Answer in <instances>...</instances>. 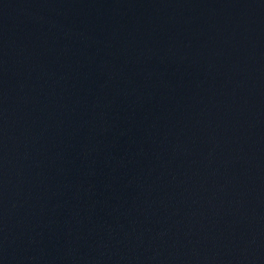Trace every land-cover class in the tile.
<instances>
[{"label":"water","instance_id":"obj_1","mask_svg":"<svg viewBox=\"0 0 264 264\" xmlns=\"http://www.w3.org/2000/svg\"><path fill=\"white\" fill-rule=\"evenodd\" d=\"M0 264H264V0H0Z\"/></svg>","mask_w":264,"mask_h":264}]
</instances>
